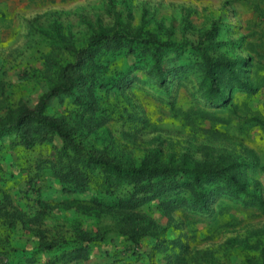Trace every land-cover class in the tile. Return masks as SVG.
<instances>
[{
	"label": "rangeland",
	"instance_id": "374dc122",
	"mask_svg": "<svg viewBox=\"0 0 264 264\" xmlns=\"http://www.w3.org/2000/svg\"><path fill=\"white\" fill-rule=\"evenodd\" d=\"M254 3L264 11V0H0V115L21 103L37 104L54 83L56 67L74 61V53L92 35L153 34L161 42L187 49L177 60L182 67L174 76L158 81L150 72L149 56L127 51L105 55L92 99L86 92L62 95L46 113L65 118L86 148L102 151L123 165L138 166L155 151L163 161L188 155L198 161L230 157L245 162L252 165L246 181L260 183L264 200V130L244 122L243 107L264 119V17L255 14ZM213 26L215 41L224 43L217 53L232 60L246 59L249 67L241 77L259 87L254 98L225 89L228 100L217 116L229 124L217 127L225 135L219 139L182 122V113L189 110L214 111L206 104L201 73L189 52ZM47 58L55 67L48 74ZM126 80L122 91L115 87ZM75 98L94 101L95 115L75 105ZM86 119L99 128L92 133L81 129ZM202 126L209 128L211 123L205 121ZM10 141L0 140V211H5L0 215V259L5 263L30 264L32 259V264H47L60 250L79 243L83 232L97 240L100 248H94L95 257L77 264L264 262V213L231 196L201 212L181 208L163 215L153 203L142 206L136 212L163 231L159 241H176L181 249L172 251L171 260L164 253H150L151 245L142 242L132 254L130 244L110 230L117 212L101 213L90 203L96 198L112 204L115 196L102 197L91 190L67 195L45 166L61 147L57 137L31 149L12 147ZM29 210L44 214L39 225L21 224L10 214ZM101 237L107 247L98 241ZM54 243L57 249L40 251ZM104 248L110 258L97 255Z\"/></svg>",
	"mask_w": 264,
	"mask_h": 264
},
{
	"label": "trees",
	"instance_id": "16d2710c",
	"mask_svg": "<svg viewBox=\"0 0 264 264\" xmlns=\"http://www.w3.org/2000/svg\"><path fill=\"white\" fill-rule=\"evenodd\" d=\"M261 7L254 3L253 11L263 18L264 11H261ZM216 32L215 26L205 31L189 50L193 53L191 59L194 65L201 73V87L205 88L206 104L214 108V111L189 110L182 113V122L197 133L219 139L225 135L217 127L229 124V120L217 116L228 100L225 89L238 90L247 98H254L259 87H253L241 77L249 67L246 59L232 60L217 53L224 43L215 41ZM121 51L137 53L140 57L149 56L153 62L150 70L152 76L158 81H165L167 76H174L182 67L177 65V60L187 49L174 43L161 42L149 33L141 36L138 33L98 32L90 37L84 48L74 53V61L56 67L54 83L43 92L37 104L21 103L0 115V140L8 138L12 147L31 149L57 137L61 141V147L53 159L45 162V166L52 171L67 195L84 194L91 190L102 197L115 196L116 201L112 204H103L96 198H92L90 203L94 209L100 208L101 213L117 212L118 217L110 230L123 242L130 244L132 254L139 251L142 242L151 245L150 253H164L168 259L174 257L172 251L181 249L176 241H159L163 231L136 212L151 203L159 213L168 215L181 208L195 212L207 211L220 198L231 196L241 199L245 207L264 213L260 183L246 181L247 172L252 168L250 164L230 157L198 161L192 160L188 155L177 159L170 157L163 161L155 151L138 166L123 165L102 151L86 148L74 127L65 118L52 117L46 113L52 101L62 95L86 92L87 97L92 99L98 86L96 75L104 70L101 58ZM54 68L51 59L47 58V74ZM126 85L127 80L119 82L115 87L122 91ZM75 105L83 107L85 113L92 117L97 112V107L91 100L75 98ZM243 107L246 109L244 122L252 128L264 130V119L261 115L248 109L245 104ZM205 121L211 123L209 128L202 126ZM83 122L81 129L89 133L99 128V125L92 126L90 119ZM10 214L21 224L39 225L44 218L43 213L30 210L14 211ZM0 215H5V211H0ZM79 238V243L65 251L60 250L47 264H77L95 257L94 248H100L97 240L86 232ZM103 239L101 237L98 241ZM102 245L107 247L106 244ZM54 249H57L56 243L46 244L40 251L49 252ZM99 252L97 255L110 258L107 248ZM28 263L32 264L33 260L30 259ZM0 264L11 263L0 259ZM247 264L264 262L249 260Z\"/></svg>",
	"mask_w": 264,
	"mask_h": 264
}]
</instances>
